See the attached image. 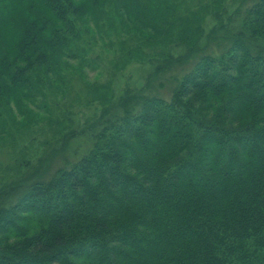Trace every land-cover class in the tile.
Returning a JSON list of instances; mask_svg holds the SVG:
<instances>
[{
  "label": "trees",
  "instance_id": "obj_1",
  "mask_svg": "<svg viewBox=\"0 0 264 264\" xmlns=\"http://www.w3.org/2000/svg\"><path fill=\"white\" fill-rule=\"evenodd\" d=\"M29 1L0 101L29 98L105 0ZM251 2L168 99L128 91L88 152L17 186L0 209V264H264V0ZM30 215L38 227L22 225Z\"/></svg>",
  "mask_w": 264,
  "mask_h": 264
},
{
  "label": "rangeland",
  "instance_id": "obj_2",
  "mask_svg": "<svg viewBox=\"0 0 264 264\" xmlns=\"http://www.w3.org/2000/svg\"><path fill=\"white\" fill-rule=\"evenodd\" d=\"M251 1L105 0L86 7L71 57L34 82L29 98L0 101V209L17 201V186L47 181L88 152L91 132L120 111L128 91L168 99L197 55L239 32L237 16ZM0 7L2 60L17 48L36 6L0 0ZM36 220L30 215L22 225L38 227Z\"/></svg>",
  "mask_w": 264,
  "mask_h": 264
}]
</instances>
